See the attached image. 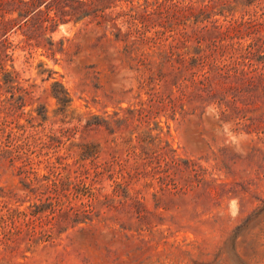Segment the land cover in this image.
<instances>
[{"label": "rangeland", "instance_id": "1", "mask_svg": "<svg viewBox=\"0 0 264 264\" xmlns=\"http://www.w3.org/2000/svg\"><path fill=\"white\" fill-rule=\"evenodd\" d=\"M163 19L162 13L136 19L143 34L130 35L138 40L130 52L110 33L99 37L92 23L81 21L59 23L46 33L54 53L45 42L33 45L31 54L7 48L2 65L18 75L14 86L0 85V155L17 152L9 135L16 119L38 116L40 124L26 131L69 129L60 139L26 149L33 160L29 176L18 173V160L11 164L0 156V215L6 219L0 264H264V0L197 21L173 16L176 37L188 33L177 50L198 57L177 76L171 36L154 45L148 40L155 30L172 33ZM54 81L69 93L63 110L52 94ZM13 92L24 96L18 111ZM104 118L125 120L110 124L111 132ZM81 141L99 150L80 163L93 170L114 161L111 171L126 176L139 203L120 204L117 195L97 202L96 195L73 186L38 187L46 180L35 175L48 172V157L66 155L62 161L70 170L80 164L73 143ZM108 174L94 181L90 172L85 180L109 191ZM43 190L54 195L56 208L30 213L28 205L43 198ZM90 201L94 207L85 213L69 209ZM12 207L26 214H14ZM59 207L66 209L61 216ZM44 229L54 237L29 244L28 233Z\"/></svg>", "mask_w": 264, "mask_h": 264}, {"label": "trees", "instance_id": "2", "mask_svg": "<svg viewBox=\"0 0 264 264\" xmlns=\"http://www.w3.org/2000/svg\"><path fill=\"white\" fill-rule=\"evenodd\" d=\"M197 1V0H195ZM202 3L194 2V0H0V85L10 84L16 80L18 72L15 70H8L2 65V61L7 53V48H14L20 46L26 50L27 54H31V47L33 45H40L47 43L46 49L49 52L54 53L53 40L51 34L46 36L47 32H52L56 29L59 23L73 22L77 23L81 21L85 26L92 23L93 28L99 32V37L107 36L110 33L115 41L122 43L123 50L130 52L137 48V38L142 35V31L135 27V20L140 16L143 18H153L159 16V13L163 14V21L167 23L168 31L170 34H165L166 29L155 30V34L148 36V40L152 41L153 45L158 41V38L163 40L171 36V39L167 44L171 56L174 55L173 60L176 62V76L185 67L195 64L198 57L195 53H190L185 57L177 49L185 43V37L188 36L186 30L181 32L184 38L176 37V32L173 28V16L175 19H183L192 17L195 21L201 19L203 16H208L212 13H223L225 10H233L238 5H249L256 0H208ZM152 5L151 9L148 7ZM117 19H120L118 24ZM134 28V29H133ZM166 28V27H165ZM21 33V36L16 42L13 39H9V35ZM134 33L137 38H130V35ZM175 40V41H173ZM62 43V40L59 41ZM164 43V42H162ZM187 46V45H186ZM28 47V48H27ZM197 48V47H196ZM194 48V49H196ZM59 50L63 47L59 46ZM189 49V48H188ZM195 52V50H193ZM197 52V51H196ZM14 86V85H12ZM17 86V85H16ZM52 94L56 97L57 101L61 103V110L67 105L70 100L68 96V90L60 81H54L52 83ZM14 102H12V108L14 111H18L24 104V96L21 94H12ZM41 114L42 118L46 115ZM116 114V113H114ZM38 118L37 115H31L26 118V122H19L16 119V130L10 131L9 135L15 140L14 146L17 150L16 154L10 156L11 149H5L1 152V157H9L11 164H15L14 161H19L17 166L18 173H24L25 176H29L32 172V166L30 165L32 158L24 153L26 149L32 145L40 143L42 145L48 143L50 140L60 139V135L69 127L60 126L59 128L45 131L44 129H36L26 131L27 126L35 127L40 122H35ZM125 118H112L107 120L104 118L102 122L109 131L113 132L114 127L110 124H120ZM90 122L87 120L83 127L89 126ZM77 127V126H76ZM77 146V161L80 163L85 158H94L97 155V144L92 142H75ZM25 149V151H23ZM116 152V150H115ZM66 155L58 154L55 159L48 157L45 159L48 172L44 173L41 178L35 175L37 181L45 179L46 182L40 184L41 187L49 191H57L58 189H65L69 186H73L76 190H81L88 195H96L97 202H105L113 198L111 195L118 196V202L124 204L127 200L135 203H139L137 195H132L128 191V179L121 174L115 175L112 170V163L114 161H105V164L101 167L96 164L93 170L84 164L70 170V163L62 161ZM139 165H134L135 172H138ZM67 169V170H66ZM105 171H109L108 186L110 190H105V185H99L96 188L92 186L91 182L85 180L91 172V178L94 181H100L98 175H102ZM119 171V170H118ZM96 190L100 192V197L96 194ZM46 193L45 196L39 197L38 201H34L28 205L30 213H38L46 210L56 208L57 200H54V195L48 191H42ZM94 207V203L81 202L77 206L69 205V209L81 211L85 213L87 207ZM90 207V208H91ZM14 214L25 213L26 209L20 210L18 207H12ZM66 209L59 207V215L61 216ZM68 212V210H67ZM66 212V213H67ZM11 214V213H10ZM5 217L0 215V226L5 221ZM40 234L28 233L30 243L36 239L51 240L54 236L50 230H40ZM44 235L46 236L45 238Z\"/></svg>", "mask_w": 264, "mask_h": 264}]
</instances>
